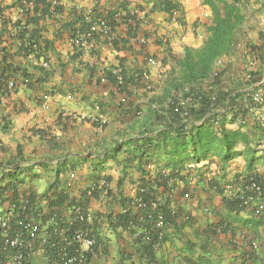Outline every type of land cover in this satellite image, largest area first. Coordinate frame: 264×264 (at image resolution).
<instances>
[{
    "label": "crops",
    "instance_id": "obj_1",
    "mask_svg": "<svg viewBox=\"0 0 264 264\" xmlns=\"http://www.w3.org/2000/svg\"><path fill=\"white\" fill-rule=\"evenodd\" d=\"M160 1L37 0L35 11L23 15L18 8L23 0H0V72L8 65L16 85L13 91H0V219L8 220L10 235L18 222L28 220L40 234L63 239L80 206L89 216L84 229L97 234L93 255L81 264H264V208L255 209L258 203L264 206V195L239 211L228 207L237 194H251L242 182L248 175L243 155L223 166L216 159L204 161L200 168L183 170L182 179L153 187L156 200H167L166 208L176 215L161 238L138 224L128 231L113 221V215L133 210L142 179L154 178L156 171L168 176L170 170L152 161L146 167L149 175L142 176L136 161L126 165L123 153L113 160L108 150L145 127L161 128L164 123L155 124L148 101L162 94L169 75L166 48L177 58L186 47L201 48L212 19L202 0H181L178 20L159 8ZM247 18L245 46L256 45L264 32V8ZM100 19L111 21L110 33L77 46L78 31ZM15 21L36 35L33 53L20 51ZM146 57L157 64L148 67ZM115 70L123 78L135 80L136 72L147 77L138 88L127 82L119 92L106 79ZM227 73L222 79L236 81L238 75ZM263 114L264 104L244 119ZM247 121L241 125H250ZM238 126V121L226 124ZM258 149L261 161L250 178L256 173L264 178V146ZM100 160L104 162L97 165ZM104 177L101 188L99 178ZM185 192H190L189 200L183 199ZM4 237L0 229V242ZM11 259L12 253L2 255L1 264ZM24 264H49L39 242Z\"/></svg>",
    "mask_w": 264,
    "mask_h": 264
},
{
    "label": "trees",
    "instance_id": "obj_2",
    "mask_svg": "<svg viewBox=\"0 0 264 264\" xmlns=\"http://www.w3.org/2000/svg\"><path fill=\"white\" fill-rule=\"evenodd\" d=\"M17 1L20 2V0ZM43 3L48 5L44 1ZM202 3L207 5L212 13L211 23L205 28L207 37L202 47L199 49L184 48L181 58L173 56L166 48V58L172 64L169 75L163 82L162 94L148 101L155 124H164L161 128H157L155 125L145 127L141 132H137L135 137L118 142L108 150L109 157L113 160H117L118 155L123 153L127 156L123 160L126 165L136 161V168L142 176L149 175L146 167L152 161L161 163V170H170L168 176H164L161 171H156L154 178L142 179L135 196L143 204L141 207L137 208L133 203L135 210L133 208V210H126L123 214L113 215V221L128 231L138 224L148 231H150L149 229L154 230L156 235L154 222L156 214L159 212L164 215L166 222L175 223L176 215L166 208L167 200L164 201V204L160 201L157 208L152 207V204L157 202L156 188L153 187H164L170 180L182 179L181 172L191 164L195 165L204 161L209 163L216 159L217 163L223 166L237 156L243 155L246 157L248 172V175L242 178L244 190L248 181L252 179L260 186L261 196L264 195L262 194L264 192L263 176L256 173L253 178H250V174L254 173L260 160L256 156L257 149L259 146H264V126L259 122L246 124L247 127L241 125L249 111L254 108L250 100L251 85L256 82H262L264 85V32H260L258 35L259 43L245 46V57H248L254 66L244 70L241 78L238 77L232 85L224 86L222 75L227 66L214 77L212 67L217 59L234 54L233 52L238 46V36L243 33L246 18L242 8L245 0H202ZM36 5L37 0H23L22 4L18 6L19 12L28 15L30 11H35ZM158 6L169 16L174 10L179 9L174 0H162ZM180 11H182L181 8ZM108 24L111 26V21H108ZM14 26L21 43L20 51L25 55L33 53L37 47L36 35L28 34L20 27L19 21H15ZM84 26L85 28L78 33L85 32L89 23ZM12 74L8 65L6 69L3 67L0 72V91L3 94L9 91L7 84L12 80ZM22 76L27 79V75L22 74ZM121 78L123 84L118 86L112 72L106 75L107 81L120 88L119 92H122L125 90L127 82L138 88L143 79V73L136 72L135 80L134 78ZM185 89L188 90V93L183 95ZM179 94L183 96L192 94V101L185 108L177 106ZM185 110L188 117L183 118L182 112ZM138 113L136 108V117H138ZM212 121H217V125H214ZM237 121L239 126L236 129L226 128V124H234ZM240 146L242 149H238ZM17 153L18 155L21 153L19 148ZM160 156L161 158H159ZM103 162L100 160L97 165H101ZM17 168L18 165L13 166V170ZM100 179L107 182L105 177ZM245 193H239L235 199L231 200L228 205L229 210L239 211L243 208L242 199L247 195ZM85 227L84 221L73 218L63 239L56 238L49 233L46 234L47 240L42 247L49 259V264H65V257H76L80 264L89 262L97 242L95 231L90 233L95 243L88 251H81V244L73 240L74 232ZM1 262L0 257V264ZM24 263L25 261L22 264Z\"/></svg>",
    "mask_w": 264,
    "mask_h": 264
},
{
    "label": "built area",
    "instance_id": "obj_3",
    "mask_svg": "<svg viewBox=\"0 0 264 264\" xmlns=\"http://www.w3.org/2000/svg\"><path fill=\"white\" fill-rule=\"evenodd\" d=\"M174 2L179 6L178 10H174L171 13V17L175 20H178L182 10V3L181 0H174ZM30 7V4H29ZM110 33V26L107 20H96L94 22L89 23L88 29L83 33H78L77 38L73 41L77 46L81 47L89 40L93 38L95 35H108ZM140 45H144L145 38L137 39ZM145 62L148 67L153 68L157 63L152 57H146ZM222 59H218L215 62L214 69L212 70V75L217 76L218 73L221 71L218 67L222 65ZM120 70H115L112 74L116 77L117 85L121 86L123 84V80L120 76ZM147 74L143 73L144 80L146 79ZM209 83V82H207ZM15 82L9 81L7 84L8 90H13L15 88ZM250 100L253 103L254 107L257 109L260 108L264 103V85L262 82L253 83L250 87ZM183 95L188 93V90H184ZM179 94L177 106L180 108H185L190 102L192 101V94H188L187 96H183ZM46 99V98H45ZM95 112L99 111L98 106L94 107ZM182 117L186 118L187 112L186 110L182 112ZM214 125H217V121H212ZM245 124V121L241 122ZM203 166L202 163L189 165L187 169H196ZM99 186L101 188L106 186V181L104 179L99 180ZM189 184H192V178L189 179ZM251 194L245 197L243 201V205L253 204L258 202V198L261 196V189L258 183L252 179H250L247 187ZM91 193V192H90ZM184 200H189L191 198L190 192H185L183 194ZM135 206L137 208L141 207L143 204L139 199H134ZM159 201L152 204L153 208H157ZM264 206L258 203L255 206L256 211L260 212L263 211ZM74 218L79 221L88 220L89 216L84 214L83 210L80 206H76L74 209ZM185 220L188 219L187 216L184 217ZM8 225L9 222L6 218L0 219V229L5 232V237L3 241L0 242V257L2 255H6L12 252V259L6 261L4 264H22L25 261V256L31 255L34 250L36 241L39 242L42 246L47 240L46 234H40L39 226L28 220H22L18 222V229L13 234H7L8 232ZM169 225L166 222L164 215L159 212L156 214L155 222H154V229L156 231L157 238H161L164 232L167 230V226ZM91 232L86 229H80L74 232L73 240L80 243L82 246H85L87 249H91L94 246L95 240L90 234ZM65 264H80V261L76 257H65Z\"/></svg>",
    "mask_w": 264,
    "mask_h": 264
},
{
    "label": "rangeland",
    "instance_id": "obj_4",
    "mask_svg": "<svg viewBox=\"0 0 264 264\" xmlns=\"http://www.w3.org/2000/svg\"><path fill=\"white\" fill-rule=\"evenodd\" d=\"M242 8L244 11L243 14H246L245 15V17H246L245 23H246L248 21L247 16L250 14V12H253L256 9L264 8V0H249V1L245 0V3H243ZM245 23H244V25H245ZM245 34H246V32L243 31V33L240 36H238V38H239V41L237 42L238 46H237L236 50L233 52L234 54H231V56H229V57L223 56V57L219 58V59H222L223 62H222L221 67H218V69L222 70L225 66H227V69H226V71H228L227 74H229V75L230 74H234V75L236 74V77L238 75V77H240V78L243 75L244 70H246L249 67H253L252 66L253 63H251L250 59L248 57H245V52H246L245 40L247 38V36ZM214 65H215V63L213 64L212 70L214 69ZM225 78L226 79H224V82H223L224 86H228L230 84L231 85L233 84L234 81H231V79L229 77L228 78L225 77ZM147 90H148V88H147ZM247 120H245V121H247L248 124L259 122L260 124H262L264 126V114L259 119L255 118V120H249V119H247ZM241 149H242V147H241ZM258 151H259V149H257V152Z\"/></svg>",
    "mask_w": 264,
    "mask_h": 264
}]
</instances>
